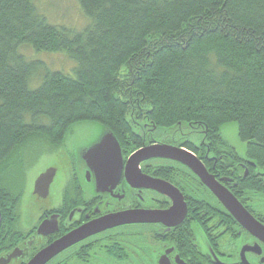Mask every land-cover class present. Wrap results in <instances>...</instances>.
I'll return each mask as SVG.
<instances>
[{
    "label": "trees",
    "instance_id": "16d2710c",
    "mask_svg": "<svg viewBox=\"0 0 264 264\" xmlns=\"http://www.w3.org/2000/svg\"><path fill=\"white\" fill-rule=\"evenodd\" d=\"M77 1L89 20L80 31L51 24L37 0H0V237L16 227L24 191L7 174L25 176L27 153H55L77 124L112 131L127 154L138 123L200 127L216 151L240 157L221 131L235 122L245 157L264 168V0ZM23 47L65 53L73 74Z\"/></svg>",
    "mask_w": 264,
    "mask_h": 264
},
{
    "label": "flooded vegetation",
    "instance_id": "af4514ba",
    "mask_svg": "<svg viewBox=\"0 0 264 264\" xmlns=\"http://www.w3.org/2000/svg\"><path fill=\"white\" fill-rule=\"evenodd\" d=\"M136 121L142 122L143 117L137 116ZM135 129L132 144L136 148L130 154L126 153L128 145L117 138L124 158L118 180L100 185V174L83 155L106 131L94 123L72 126L57 151L49 154L55 161L45 170L56 168L49 195L44 198L50 200L40 208L39 216L29 217L34 221L29 226L19 211L16 227L0 237V264H27L60 237L121 212L157 214L102 228L46 264H264V238L242 225L191 168L172 158L155 157L143 160L136 169L128 160L145 146L184 149L263 226L264 168L237 148L240 157L227 156L221 144L216 151L208 132L200 127L162 130L138 123ZM129 170H136L138 177ZM141 175L172 185L176 197L150 187L140 180ZM57 179L59 189L52 195ZM51 219L57 221L58 230L40 235V225Z\"/></svg>",
    "mask_w": 264,
    "mask_h": 264
},
{
    "label": "water",
    "instance_id": "95a60500",
    "mask_svg": "<svg viewBox=\"0 0 264 264\" xmlns=\"http://www.w3.org/2000/svg\"><path fill=\"white\" fill-rule=\"evenodd\" d=\"M105 131L106 133L103 135L102 139L87 148L85 154L83 155L85 160L89 162V166L93 167L97 173L100 174L98 178V184L100 185L108 184L113 181L115 183L118 180L124 159L121 145L115 134L108 129H105ZM155 157L172 158L187 165L202 179V181L223 202L226 208L233 213L242 225H244L247 229L257 231V235L264 238V226L253 218V216L226 188L219 185L215 179L209 175L204 165L190 152L170 145L145 146L132 153L128 161L131 168H133V166L136 168L143 160ZM129 172H132L134 176L138 177L136 170H129ZM55 174L56 168L54 167H50L42 172L35 181V194L42 198H47L50 192V187L54 181ZM140 180H146L150 183V187L159 189L169 196L176 197V189L168 183H163L162 181L155 180L144 175L140 176ZM149 214L155 215L157 213L121 212L108 215L102 219L83 225L82 227L60 237L39 251L27 264H46L53 257L68 247L102 228L115 226L131 220L146 219L145 217ZM132 216L134 218H132ZM1 225L2 211L0 207V230ZM57 230V221H53L52 219L45 220L39 227V234L48 235Z\"/></svg>",
    "mask_w": 264,
    "mask_h": 264
},
{
    "label": "rangeland",
    "instance_id": "374dc122",
    "mask_svg": "<svg viewBox=\"0 0 264 264\" xmlns=\"http://www.w3.org/2000/svg\"><path fill=\"white\" fill-rule=\"evenodd\" d=\"M37 6L40 12L53 25H64L80 31L89 24V20L82 12L77 0H37ZM22 52L29 60H40L51 70H60L67 74H73L75 62L65 53L36 52L30 47H23ZM39 82L40 75L38 74L32 79L31 88H35ZM221 131L224 137L237 148L239 153L245 156L246 143L239 139L238 124L235 122L225 124ZM27 155L28 158L24 162L25 176L22 172H19L18 167H15L13 171L7 174L6 180L16 191H19L23 184L24 187L22 188L24 191L20 201L19 211L22 214L23 223L27 224L29 222L27 225L29 226L34 223L33 220H29V217L31 215L35 218L39 216L40 208L46 206L47 201L51 198L44 199L37 196L34 192V181L48 166L54 164L55 159L49 154H44L37 162L33 158H29L28 153ZM61 168L60 171L63 170ZM59 180L57 179L52 187V195L59 189L57 186Z\"/></svg>",
    "mask_w": 264,
    "mask_h": 264
}]
</instances>
